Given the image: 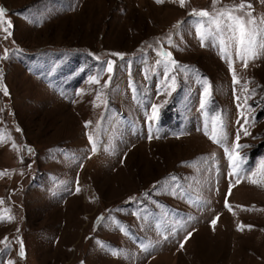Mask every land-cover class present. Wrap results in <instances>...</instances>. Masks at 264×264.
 Wrapping results in <instances>:
<instances>
[{"label":"rangeland","instance_id":"374dc122","mask_svg":"<svg viewBox=\"0 0 264 264\" xmlns=\"http://www.w3.org/2000/svg\"><path fill=\"white\" fill-rule=\"evenodd\" d=\"M242 2L264 28V0H0V264H264V50L192 14Z\"/></svg>","mask_w":264,"mask_h":264},{"label":"snow or ice","instance_id":"6c2138e0","mask_svg":"<svg viewBox=\"0 0 264 264\" xmlns=\"http://www.w3.org/2000/svg\"><path fill=\"white\" fill-rule=\"evenodd\" d=\"M156 2L163 3L164 0H156ZM216 2L217 0H213V5H215ZM179 3L181 6H184L185 0H179ZM245 7L251 8V5L242 2L240 5L234 6L233 8L221 10L217 12L214 16L206 9H201V10L194 9L192 14L198 17L209 18L210 22L216 25V29L218 31H221V32L223 31V28L221 27V25H223L224 28H227L228 32L231 33V36H229V40L234 42L237 45V56L241 60H243L245 63V66H247L248 60L256 58V56L259 54V51L264 50V38H261L262 36H264V28L258 29L254 27L256 24V21L254 18H252L250 12L245 14L248 17L247 20H245L243 16H237L233 14L234 12L238 10H243ZM4 16H5V9L0 8V30H3L4 32L8 33V35H11V33L8 32V28L4 27L5 23H7L10 26V21L6 22L4 20ZM261 23L264 24V19L261 20ZM6 38L7 36L5 37V39ZM221 43H223V40H221ZM5 53L6 54L4 58H7V50H5ZM113 55H122V54L114 53ZM166 55L169 58L170 63L172 65H175L176 61L170 59L171 54L169 53ZM107 71L109 72L112 71L111 61L108 62ZM91 81L95 83L99 82L96 77L91 78ZM233 82L239 83V81L237 80L235 76V73H233ZM4 92H5V95L8 94L6 88ZM237 99H239V97H237ZM246 102L247 101H245V103ZM157 107L158 106H153L154 115H155V109ZM238 107H240V105H238ZM241 116L244 119V124H247L248 119L246 117H243V113H241ZM89 123L90 122H86L85 127H87ZM244 124H241V128L243 129L245 135H249L250 133L247 131L246 128H244ZM205 135H209L210 139H212L216 143H219L224 134H223L222 128L218 124H214L213 127L211 128L210 133L207 129L205 130ZM3 139H4L3 135L0 134V143L3 142ZM239 139L240 137L238 133L236 136V141H237L236 148L241 147L238 143ZM89 140L90 142H92L93 152H95L96 150L95 142H93V138L91 136L89 137ZM228 154H229L230 160L232 161V166L234 168V175L237 176V182H239V173L236 172L235 170L240 168L241 158L239 157L238 152H236L235 154H233V152H229ZM261 171H264V162H262L261 164ZM251 175L255 177L257 176V173L253 172ZM251 183L253 184L264 183V176H261L260 179H251ZM78 190L79 189H77V191ZM230 193H231V186L229 188V194ZM0 203H3V201L0 200ZM225 206L229 207L230 209V205H228L227 200L225 201ZM7 213H8V210L6 209L0 211V220H3L5 217H7L9 221L13 219V217H11L10 215H7ZM217 219L218 217L216 219H213L212 221L213 226H215ZM247 227L251 228V226H247ZM241 230H243V226H241ZM190 236H191V233H189L188 237H186L185 239L189 238ZM183 246H184L183 243H181L180 247L183 248ZM20 255L22 257L24 256L23 248H21L20 250Z\"/></svg>","mask_w":264,"mask_h":264}]
</instances>
